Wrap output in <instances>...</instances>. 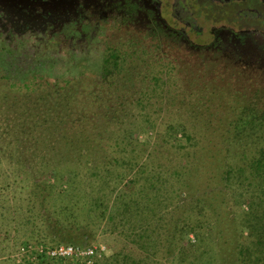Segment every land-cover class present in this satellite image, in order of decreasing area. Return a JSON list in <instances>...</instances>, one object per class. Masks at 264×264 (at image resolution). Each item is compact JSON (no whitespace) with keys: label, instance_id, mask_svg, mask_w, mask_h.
<instances>
[{"label":"rangeland","instance_id":"obj_1","mask_svg":"<svg viewBox=\"0 0 264 264\" xmlns=\"http://www.w3.org/2000/svg\"><path fill=\"white\" fill-rule=\"evenodd\" d=\"M161 24L165 34L180 31L185 38L178 41L175 34L166 38L156 30ZM105 41L131 54L129 84H104L94 75L101 66ZM257 55L262 56L260 62L254 58ZM73 62L90 69L84 84L86 93L93 89L96 96L91 99L94 107L84 111L87 122L76 125L87 129L80 130L89 135L87 143L81 135L70 138L75 133L69 124L54 132L35 130L34 117L13 102L5 80V75L18 79L19 71L65 72ZM93 76L95 82H88ZM254 95L264 102V0H0V139L3 129L19 139L9 148L0 145V212H7L0 222V264H83L76 258L50 259L47 253L61 246L103 249L94 264L124 244L128 254L140 253V244L147 247V242L140 239L135 217L130 226L113 232L106 217L90 224L82 216L88 223L76 227V220L70 227L71 241L82 244L54 239L50 228L36 220L24 224L32 207L34 217L52 214L57 207L51 211L34 206L42 191L35 184L53 182V174L59 172L64 178L56 185L52 203L66 191L71 197H106L111 206L115 193L125 189L138 170L122 180L126 168L116 158L143 164L139 180L154 171L170 176L192 162L186 153L194 154L192 148L184 155L177 151L174 146L186 140L181 133L173 136L172 125L186 123L201 148L217 138L213 131L218 124L224 132L232 129L229 123L239 107ZM15 117H25L28 130H19ZM207 118L208 133L201 127ZM63 121L68 123L67 117ZM131 134L137 140L129 138ZM68 138L78 142L70 146ZM2 141L6 144L10 137ZM68 172L74 177L68 178ZM142 184L149 185L144 180L130 192L137 193ZM232 211L243 215L239 205ZM134 227V233L128 231ZM157 238L155 254L148 252L143 264H178L176 251L171 257L166 254L175 247L167 242L166 249L163 238Z\"/></svg>","mask_w":264,"mask_h":264},{"label":"trees","instance_id":"obj_2","mask_svg":"<svg viewBox=\"0 0 264 264\" xmlns=\"http://www.w3.org/2000/svg\"><path fill=\"white\" fill-rule=\"evenodd\" d=\"M124 24L121 22L120 25ZM162 29L161 24L156 30L168 39L174 34L178 41L185 38L180 31L171 30L165 34ZM187 41L190 46H194L191 40ZM104 45L101 66L94 75L100 77L104 84L117 81L129 84L132 76L127 64L131 54L106 45V41ZM65 68V72H45L48 69L40 72L39 69L19 71L16 75L19 78L14 80L5 75L9 83L7 91L14 95V103L34 117L35 130L54 132L69 124V129L75 133L70 138L81 135L83 137L80 139L87 143L85 137L89 138V135L80 132L87 129L76 125L86 123L84 111L94 107L91 99H95V91L92 89L86 93L87 86L84 84L87 83L85 74L91 72L83 64L78 66L75 62ZM96 78L93 76L88 82H95ZM18 95H23L24 100L19 102ZM5 97L8 98V94ZM80 98H84V101ZM249 98L239 107L235 119L230 121L232 129L225 133L222 125L218 124L213 131L217 138L209 140L208 145L201 148L198 138L189 131L186 123L172 125L170 130L173 136L176 138V133H181L186 140L184 144L174 146L177 151H183L184 155L187 148H192L194 154L186 153L189 158H193L192 162L174 169L170 176L162 171H154L151 177L139 180V177H143V164L133 165V159L120 162L116 158L119 166L126 168L122 180L128 178L135 168L138 170L134 178L128 179L125 189L115 193L111 206L108 203L111 199L106 197L102 199L81 194L71 197L66 191L59 193V201L56 199L52 203L50 199L56 193V185L64 178L59 172L53 174V182H37L35 189L42 191L33 201L34 206L51 211L57 207L52 214L47 211L45 215L37 214L35 217L32 207L25 214L27 218L24 224L29 225L36 220L50 228L54 239L72 242L74 238L70 227L76 220V227L82 228V223L95 224L106 217V223L112 224L114 232L130 226L135 217L140 228V239H146L147 247L140 244V253L128 254L126 244L121 245L113 255L104 261L101 259L97 264H143L142 260L147 259L148 252L155 254L159 236L166 242V249L167 242L175 247L174 250L168 248L166 254L171 257L176 251L178 264H264V102L256 95ZM64 117H67L68 123L63 121ZM14 119L20 123L19 130H28L30 122L25 117ZM210 122L209 118L201 122L206 133ZM3 130L0 145L4 148L12 147L15 141H19L16 133ZM5 136L10 137L6 144L2 141ZM129 138L137 140L132 134ZM77 142L78 139L66 140L70 146ZM204 142L207 143V139ZM195 147L198 150H194ZM0 152L3 153L1 149ZM73 174L68 172L67 177L73 178ZM144 180L149 183L148 186L142 184L137 193L130 192L133 186H139ZM236 205L241 206L243 215L232 211ZM188 211L195 217H190ZM6 214L0 212V222ZM84 215L88 222H83ZM161 228L164 229L162 234ZM135 230L134 227L128 231L134 233ZM84 235L85 238L89 236L86 232ZM72 243L82 244L79 241Z\"/></svg>","mask_w":264,"mask_h":264},{"label":"built area","instance_id":"obj_3","mask_svg":"<svg viewBox=\"0 0 264 264\" xmlns=\"http://www.w3.org/2000/svg\"><path fill=\"white\" fill-rule=\"evenodd\" d=\"M102 250L103 249L99 251L96 248L81 249L72 246H61L48 252L47 254L52 260L76 258L77 260H80L83 264H94L96 259L102 257Z\"/></svg>","mask_w":264,"mask_h":264},{"label":"crops","instance_id":"obj_4","mask_svg":"<svg viewBox=\"0 0 264 264\" xmlns=\"http://www.w3.org/2000/svg\"><path fill=\"white\" fill-rule=\"evenodd\" d=\"M245 38H247V39H248V37H245ZM254 58H256V60L260 62V60H261L262 56H259V55H257V56H254Z\"/></svg>","mask_w":264,"mask_h":264},{"label":"flooded vegetation","instance_id":"obj_5","mask_svg":"<svg viewBox=\"0 0 264 264\" xmlns=\"http://www.w3.org/2000/svg\"><path fill=\"white\" fill-rule=\"evenodd\" d=\"M246 40H248L247 38H245Z\"/></svg>","mask_w":264,"mask_h":264}]
</instances>
